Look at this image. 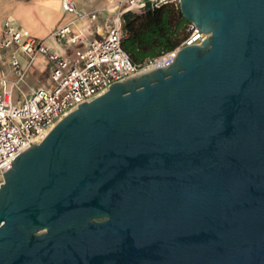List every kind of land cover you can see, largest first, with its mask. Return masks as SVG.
Listing matches in <instances>:
<instances>
[{
	"label": "water",
	"instance_id": "1",
	"mask_svg": "<svg viewBox=\"0 0 264 264\" xmlns=\"http://www.w3.org/2000/svg\"><path fill=\"white\" fill-rule=\"evenodd\" d=\"M209 35L14 160L0 264H264V0H181Z\"/></svg>",
	"mask_w": 264,
	"mask_h": 264
},
{
	"label": "built area",
	"instance_id": "2",
	"mask_svg": "<svg viewBox=\"0 0 264 264\" xmlns=\"http://www.w3.org/2000/svg\"><path fill=\"white\" fill-rule=\"evenodd\" d=\"M172 5L180 8L181 0H156L152 7ZM146 7L145 0H122L116 15L109 20L107 35L76 49L71 57H64L39 40L16 27L11 21L4 23L3 41L0 45V68L7 67V73L0 76V187L4 174L12 167L16 157L40 144L46 132L64 117L77 110L79 105L90 103L104 95L110 87L138 75L158 68L169 67L184 47L201 46L209 35L196 25L189 23L187 38L174 50L136 64L124 50V15L140 13ZM64 9L76 19H97V12H80L74 0H64ZM69 32L66 26L51 37H63ZM72 44H82L80 36L71 38ZM39 58H44L50 70V84L38 88L22 101L15 98V91L25 82L27 73ZM21 59L26 60L22 64ZM15 76L10 79L9 75Z\"/></svg>",
	"mask_w": 264,
	"mask_h": 264
},
{
	"label": "crops",
	"instance_id": "3",
	"mask_svg": "<svg viewBox=\"0 0 264 264\" xmlns=\"http://www.w3.org/2000/svg\"><path fill=\"white\" fill-rule=\"evenodd\" d=\"M122 0H74L82 13L97 12V19L82 20L64 9V0H0V45L3 41L4 23L11 21L39 40H47V45L64 57H71L76 49H83L87 44L100 40L107 35L109 20L117 13V6ZM156 0H145L146 6ZM137 14L140 10L135 11ZM69 26V32L63 37H51L58 30ZM80 36L82 44H72L71 38ZM26 64L25 59H21ZM7 73V67L0 68V76ZM47 75L44 77V75ZM10 79L15 76L10 74ZM50 84V70L47 61L39 58L27 73L20 90L15 91V98L22 101L32 91L47 88ZM21 94V95H20Z\"/></svg>",
	"mask_w": 264,
	"mask_h": 264
},
{
	"label": "trees",
	"instance_id": "4",
	"mask_svg": "<svg viewBox=\"0 0 264 264\" xmlns=\"http://www.w3.org/2000/svg\"><path fill=\"white\" fill-rule=\"evenodd\" d=\"M122 46L136 64L158 58L177 48L188 36L189 23L180 8L147 5L139 14L124 15Z\"/></svg>",
	"mask_w": 264,
	"mask_h": 264
},
{
	"label": "bare ground",
	"instance_id": "5",
	"mask_svg": "<svg viewBox=\"0 0 264 264\" xmlns=\"http://www.w3.org/2000/svg\"><path fill=\"white\" fill-rule=\"evenodd\" d=\"M201 46H202V45H201ZM55 126H56V125H55ZM55 126H54V127H55ZM54 127H53V128H54ZM53 128H52V129H53ZM52 129H51V130H52ZM51 130H49V131L46 132V137H47L48 134L51 132ZM46 137H45V138H46ZM45 138H44V139H45Z\"/></svg>",
	"mask_w": 264,
	"mask_h": 264
},
{
	"label": "rangeland",
	"instance_id": "6",
	"mask_svg": "<svg viewBox=\"0 0 264 264\" xmlns=\"http://www.w3.org/2000/svg\"><path fill=\"white\" fill-rule=\"evenodd\" d=\"M47 75V73L44 75V77ZM21 95V94H20ZM24 98H22V100H23Z\"/></svg>",
	"mask_w": 264,
	"mask_h": 264
}]
</instances>
